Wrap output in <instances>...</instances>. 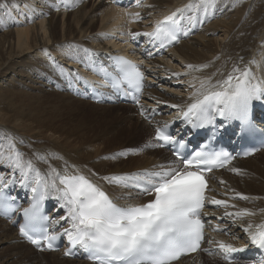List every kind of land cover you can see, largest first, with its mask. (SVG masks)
Returning a JSON list of instances; mask_svg holds the SVG:
<instances>
[{"label": "bare ground", "instance_id": "bare-ground-1", "mask_svg": "<svg viewBox=\"0 0 264 264\" xmlns=\"http://www.w3.org/2000/svg\"><path fill=\"white\" fill-rule=\"evenodd\" d=\"M61 1L68 2V0H0V12L6 8L4 14H0V31H3V36L0 38V76H4L7 72L13 75L18 65L17 67L20 68L18 80L30 79L35 74L36 83L39 84L33 86L37 89V93L34 92L37 96L30 93L24 95L21 93L23 91L11 89L0 93L2 114H0V149L7 152L8 138H14L16 147L24 154V159H31L41 174L46 173L49 166L63 171L67 165L69 171H78L99 184L115 201L142 202L145 199L130 188L108 184L100 178L152 170L158 165L173 166L169 162L168 154L164 150L154 148L152 144L150 138L152 123L141 121L137 116L136 125L131 122V119L124 121V126L121 124L125 127L124 131L132 138L137 135L142 139L147 128L149 129L147 131L149 142L138 141V139L137 144H133L137 148L136 153L139 154L138 151H140L139 155L142 159L124 162L118 157L100 158L98 156L103 150V147L99 149L100 142L90 140L92 148L85 150L81 148L85 142H81L80 146V144H73V140L70 139L75 133L85 137V132L81 131L79 126L58 123L60 119H64V114H61L62 109L66 111L74 109L76 104L93 105V107L95 105L86 101L83 103L81 99L70 95L66 90L64 79L70 78V83L75 84L77 80L75 75H83L84 70L80 69L79 61H83V54L84 57L86 55L90 57V55L82 49L90 48L91 53H95L91 58L103 50L114 52L129 39L130 32L141 33L149 20L164 15L167 9L176 10L188 4L189 0H148L145 2L147 7L140 12L144 20L135 22H132V18L126 15L124 10L110 5L106 0H75L70 3L72 8L62 6L58 13L53 12L55 6ZM242 1H245V5H242L238 11L235 1L216 0L215 8L210 10L208 17L204 19L206 22L204 27L198 29L190 38L181 40L160 60L150 62L151 66L159 64L160 68L158 71L157 68L149 70L150 78L147 84H151V87L147 88V95L152 99L142 101L143 109L156 108L162 112L161 119L164 120L166 118L164 108L169 105H186L194 101L199 93L211 90V84L226 78L233 66L240 68L248 66L253 70L264 68V60L259 59L261 55H264V0H240ZM228 6H232L230 13L227 12L223 14L224 18L220 16L210 22L216 13L218 15L215 9L223 7L224 11ZM31 16L37 22L30 20ZM209 27L211 36L199 34ZM217 32L223 35L222 44L218 40L220 36L218 39L214 37ZM181 44H185L184 47L180 48ZM50 57L55 58V64ZM178 60L180 65H177ZM188 65H193L194 69L201 65H207V67L190 70ZM72 69L73 74H70ZM161 73L169 74L175 84L167 83L164 77L159 75ZM181 84H184L183 87L180 86ZM9 95H12L14 99L6 100V96ZM71 101L76 104L73 106ZM50 102L54 105L49 106ZM99 106L104 109H121L125 113H130L131 109H134L127 103ZM156 120L159 119L156 118L153 122ZM14 122L17 123L16 126ZM6 130L12 133H7ZM256 156L261 157V160L255 161ZM233 168L240 170L239 174L231 171ZM0 175L6 178L11 175L16 181L12 183L16 188L21 184L19 172L12 173L2 164H0ZM30 176L32 178L25 180L23 186L34 183V173ZM211 187L210 198L226 200L229 205L235 206L227 209L220 207L209 212L210 215L215 213L212 216L213 229L219 227L229 230L215 234L209 239L214 243L209 244V240L207 241L205 249L208 248L210 252L205 254L198 252L194 256H198L197 258L192 257L193 259L180 261L177 264H211V262L214 264L216 256L220 254L217 248L218 243L215 242L222 241L233 246L246 243L249 239L243 227H247L249 223L253 227L264 223V150L251 158L232 164L222 174L214 175ZM236 193L250 199L232 198ZM50 196L57 199L55 192L50 193ZM58 202L61 203L59 200ZM242 209H247L254 215L238 218L235 224L230 218L221 221L217 219V217H223L225 211L236 212ZM0 241L6 243L7 251L12 256L10 262L5 264H91L82 260L62 259L59 253L33 249L19 239L16 230L2 219H0ZM215 250L216 253L212 254ZM204 256L211 257L203 262Z\"/></svg>", "mask_w": 264, "mask_h": 264}, {"label": "snow or ice", "instance_id": "snow-or-ice-1", "mask_svg": "<svg viewBox=\"0 0 264 264\" xmlns=\"http://www.w3.org/2000/svg\"><path fill=\"white\" fill-rule=\"evenodd\" d=\"M132 3L136 7L145 6L142 0H132ZM215 4L216 0H189L188 4L158 20L151 32H130L129 35L133 40L146 36L154 47L167 48L177 42L181 35H189L197 24H202ZM129 16L132 22L142 19L139 12L130 13ZM82 50L90 57L95 55L89 49ZM148 55L151 56L152 52L149 51ZM50 59L53 64L56 63L55 58ZM187 67L199 70L207 65L196 69L193 65ZM101 71L107 78V70ZM114 71L116 76L107 80V84L113 89L120 90L122 86H126V89H131L134 93L142 91L144 75L138 65L123 57H116ZM75 78L80 79L78 75ZM133 98L137 104L140 103L138 96L134 95ZM253 101H264V78H258L251 67L233 66L226 78L211 84V90L199 93L183 115L185 120L199 128L215 125L217 116L224 120L237 119L245 122L249 121ZM141 114L145 115L143 108ZM145 118H148L147 115ZM169 127L168 123H164L155 128L156 141L185 147L184 139L178 140L172 136L168 132ZM7 148V152L0 149V164L7 166L12 173L18 171L21 184L31 179L30 174L34 173L36 186L31 189L35 194L33 203L29 208L23 209L25 222L20 225L19 232L41 251H55L54 241L66 236L69 244L64 253L66 256L73 255V249L79 247L95 264H173L182 256L201 248L205 239V222L201 217L207 215L203 211L206 204L225 209L235 207L226 200L206 196L209 189L205 173L212 171L214 167H224L230 163L232 157L228 153H207L200 150L193 151L188 158L176 151L174 155L181 160L182 167L158 165L152 170L101 177L108 184L131 188L139 196L151 197L143 203L118 205L99 184L78 171H69V166L66 165L63 171L49 166V170L41 174L31 159H24L14 138H8ZM121 155L125 153H117L111 158ZM231 171L237 174L240 172L235 168ZM15 182L11 175L7 178L0 175V187H7L9 183ZM52 192L56 193L66 215L59 220L49 221L41 214L40 205ZM235 197L250 199L240 193L232 198ZM0 206H3L2 201ZM252 215L254 213L242 209L236 212L225 211L224 216L217 219L230 218L235 224L236 219ZM60 220L66 221L70 227L49 235L48 225L59 224ZM214 230L229 229L217 227ZM243 231L251 245L264 249V223L255 227L249 223L247 227H243ZM208 243L212 244L214 241L209 240ZM215 243H218L223 258L229 261L234 259L233 253L244 250L222 241Z\"/></svg>", "mask_w": 264, "mask_h": 264}, {"label": "rangeland", "instance_id": "rangeland-1", "mask_svg": "<svg viewBox=\"0 0 264 264\" xmlns=\"http://www.w3.org/2000/svg\"><path fill=\"white\" fill-rule=\"evenodd\" d=\"M74 1L75 0H68V3H73ZM60 3H63V1H61ZM241 3L242 4L237 7L238 8V11H239V9H240V7L242 5H245V1H242ZM61 9H62L61 4H58L57 6H55V9H54L53 12L58 13ZM231 9H232V6H228V8H226V10H224V11H223V7L220 8V11H216V12H218V15L216 13V15H214L212 17V19L210 20V22H212L214 19H216V18H218L220 16H221V18H224L225 13H227V12L230 13L231 12L230 11ZM0 14H4V12H0ZM30 20H32V16H31ZM34 20H33V22H37L36 19H34ZM142 20H144V18ZM204 23H206V22H204ZM200 27H198V29H201ZM206 29H207L206 31H203V32H201L199 34L206 35V36H211V33H212L210 31L211 28L209 27V28H206ZM197 30H196V32H197ZM216 34L214 35V37H217V39H218V37L220 36L218 40H220L221 41V44H222L223 43V40H224L223 37H222L223 35H221L222 33H218L217 32ZM1 36H3V31H0V38H1ZM193 39H195V38H193ZM184 45L185 44H181V45H179V47L182 48V47H184ZM221 48L219 50H221ZM118 50H120V49H118ZM118 50H116V51H118ZM15 60L17 61L18 59H15ZM17 66L18 65H16V67L14 69L15 73H13V75L11 73H8L7 72L4 76H0V93L3 90L11 89V90L19 91V92L23 91L21 93H23L24 95H27L28 93H30V94H33V95L37 96L36 95V93H37L36 90L37 89H35L33 87V86H38L39 85L38 83H36L37 82V76L34 74V75H32V77L30 79H28V78L26 79L25 78L24 80H21L20 81V80L17 79L18 74H20V70H19L20 68H18ZM158 69L159 68H157V71H158ZM34 92H36V93H34ZM5 99L8 100V99H14V98H13L12 95H9V96H6ZM85 101L86 100H82L83 103ZM79 102H81V101L79 100ZM86 102L89 103V101H86ZM56 104H58V103H56ZM71 104H73V106H74V104H76V103L75 102L72 103V101H71ZM51 105H54V103L53 102H50L49 103V106H51ZM116 105H118V104H116ZM46 106H47V108H49L48 105H46ZM101 106H104V105H101ZM74 107H75L74 109L72 108V109L68 110L69 112L66 111L65 109H62L61 110V114H64V119H60L58 121V123L60 122L63 125H68V126H73V127L79 126L80 127V130L85 132V134H86L85 137L80 136V134H76V133L73 134V135H71L72 137L70 139L73 140L72 141L73 144H76V145H79L80 144V146H81L82 145L81 142H85V144H83L81 146V148H85V150H88V149L92 148V146L90 144L91 141L100 142V143H98V145H100L99 146V149L101 150V148L103 147L102 148L103 150H102V152H100V155L98 157H100V158H103L104 157V159L106 157L111 158L112 155L115 156V154H117V152L118 153H125V155L118 156V158H121V160H123L124 162L125 161L128 162L131 159L132 160L142 159V156L139 155L140 154V151H138L139 154L136 153L137 148L134 147V145H135L134 143L137 144V140L138 139H139L138 141H142L143 140V142L144 141L145 142L146 141L149 142L148 132H147V131H149V129L147 128V131H146L145 135L141 139V137H138L137 135H135L132 138L131 136H129L124 131V128L125 127H123L125 125V122L129 121V119H131V122L134 123L135 125L137 124L136 123V119H135L137 117V114L135 113V111H136L135 108L134 109H131V111H130L131 114H130L129 112H126L125 113L124 110L122 111L121 109H116V108L115 109H112V108L111 109H108V108L107 109H104L103 107L101 108L99 105H94V107H93V105H84V106H81V105H77L76 104V106H74ZM112 112H113V114H112ZM0 114H1V112H0ZM121 117L123 119H121ZM67 118H69V119H67ZM107 118H108V120H107ZM140 120L141 121H144L142 119H140ZM15 124H17V123L14 122V125ZM121 124L122 125L124 124V125L122 126ZM118 126H120V127L118 128ZM111 129L112 130L114 129V130L112 131ZM6 132L7 133H12V131H7V130H6ZM114 132H115V134H114ZM94 133H95V135H94ZM124 133H125V135H124ZM119 135H121L123 137L121 138V136H119ZM95 146H97V145H95ZM131 151H133L135 153H132ZM259 160H261V157H258V158L255 159V161H259ZM5 244H6L5 242L0 241V264H5V262H7V263L10 262L11 257H12L11 254H9L10 252L7 251L8 249H7V246H5ZM206 249H208V248H206ZM207 252L208 251L202 252V253L205 254ZM210 257L211 256H204L203 257L204 258L203 259V262L208 261V258H210ZM62 259H66V258H62ZM1 260H3L4 262L1 261ZM67 260H73V259H67ZM218 262H220V261H218V260L215 259L214 264H221V263H218ZM211 264H213V262H211Z\"/></svg>", "mask_w": 264, "mask_h": 264}]
</instances>
